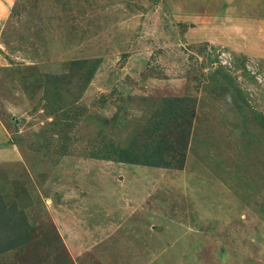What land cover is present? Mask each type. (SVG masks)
<instances>
[{
	"label": "rangeland",
	"instance_id": "1",
	"mask_svg": "<svg viewBox=\"0 0 264 264\" xmlns=\"http://www.w3.org/2000/svg\"><path fill=\"white\" fill-rule=\"evenodd\" d=\"M173 98L187 150L120 163ZM12 208L0 264H264V0H0Z\"/></svg>",
	"mask_w": 264,
	"mask_h": 264
},
{
	"label": "trees",
	"instance_id": "2",
	"mask_svg": "<svg viewBox=\"0 0 264 264\" xmlns=\"http://www.w3.org/2000/svg\"><path fill=\"white\" fill-rule=\"evenodd\" d=\"M73 65L75 68L79 67L81 65V62H75ZM191 101L192 100L187 98H173L163 100V111L161 110L163 118L159 123L155 122L152 128V134H158L162 132L163 135H165L170 133V131L172 132V130H182V127H184L185 122L190 121L193 117V113L190 109ZM173 132L172 134H175L174 136L176 137L177 141L167 144V136H165L163 139H160V137V140H158L157 145L152 148L150 147L149 151H146L148 152L147 154H141V151L147 148L146 145H143L141 147H139L137 144L131 145L126 150L120 151L119 156L117 157L118 161L120 163L128 165H141L155 168L169 167L166 154H176L180 151L185 152L188 148V140L182 139V136L184 135H182L180 131L179 135ZM13 215L14 208L9 211H6V209L5 211H1L0 225H3L4 220L7 224H9L10 218ZM13 230L14 232H17L15 227L13 228ZM21 239H23V237H21L20 240H18L19 242H17L15 245L11 243L8 245V247L13 246L12 248H14L18 247L19 244H24L25 242ZM2 249L4 250L6 248Z\"/></svg>",
	"mask_w": 264,
	"mask_h": 264
}]
</instances>
